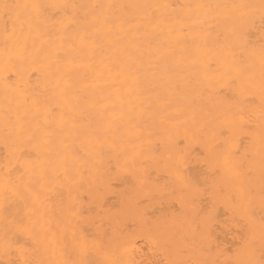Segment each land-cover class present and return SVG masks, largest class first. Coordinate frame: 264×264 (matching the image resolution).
<instances>
[{
    "label": "snow or ice",
    "instance_id": "1",
    "mask_svg": "<svg viewBox=\"0 0 264 264\" xmlns=\"http://www.w3.org/2000/svg\"><path fill=\"white\" fill-rule=\"evenodd\" d=\"M0 264H264V0H0Z\"/></svg>",
    "mask_w": 264,
    "mask_h": 264
}]
</instances>
